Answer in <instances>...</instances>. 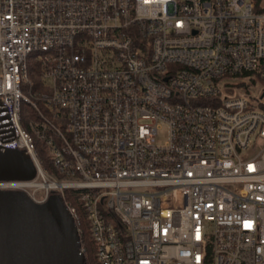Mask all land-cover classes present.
<instances>
[{
  "label": "built area",
  "instance_id": "obj_1",
  "mask_svg": "<svg viewBox=\"0 0 264 264\" xmlns=\"http://www.w3.org/2000/svg\"><path fill=\"white\" fill-rule=\"evenodd\" d=\"M254 7L0 0V146L34 165L0 189L57 194L86 221L96 264H264Z\"/></svg>",
  "mask_w": 264,
  "mask_h": 264
},
{
  "label": "water",
  "instance_id": "obj_2",
  "mask_svg": "<svg viewBox=\"0 0 264 264\" xmlns=\"http://www.w3.org/2000/svg\"><path fill=\"white\" fill-rule=\"evenodd\" d=\"M34 165L20 150L0 146V181L26 180ZM76 226L60 197L43 203L20 189H0V264H83Z\"/></svg>",
  "mask_w": 264,
  "mask_h": 264
},
{
  "label": "trees",
  "instance_id": "obj_3",
  "mask_svg": "<svg viewBox=\"0 0 264 264\" xmlns=\"http://www.w3.org/2000/svg\"><path fill=\"white\" fill-rule=\"evenodd\" d=\"M254 3V9L256 11H261L264 9V0H251ZM264 72V60L261 61V63L259 64L258 68L253 72L254 73V79H252V82H255L256 80L261 83L264 86V77L261 76V73ZM34 79H36V77H34V74L32 75ZM36 146L37 149L41 155V158L43 160V164L45 165V167L48 165V162L46 161V156L42 151V143L40 142H36ZM68 190H66V194L69 195ZM77 205V204H76ZM74 224L77 228L80 227V234H79V240L81 242V244L83 245V255H84V260H83V264H94V259L92 257V251H93V247H92V243H91V239H90V235H89V231H88V226L86 224V221L80 219L79 221L74 220Z\"/></svg>",
  "mask_w": 264,
  "mask_h": 264
},
{
  "label": "rangeland",
  "instance_id": "obj_4",
  "mask_svg": "<svg viewBox=\"0 0 264 264\" xmlns=\"http://www.w3.org/2000/svg\"><path fill=\"white\" fill-rule=\"evenodd\" d=\"M252 78H250V81L248 83V87L251 89V92L250 94L252 95L250 98L253 99V100H257L259 99V93H260V90H262L263 88H261L262 84L259 83L257 80L255 82H251ZM22 112L24 113L25 110H27V104H22ZM167 139V131H163L161 133H159L157 136H156V140L158 143H162L164 140ZM77 228V227H76ZM93 252V251H92ZM92 257L94 259V252L92 253ZM94 264L95 263V259H94Z\"/></svg>",
  "mask_w": 264,
  "mask_h": 264
}]
</instances>
